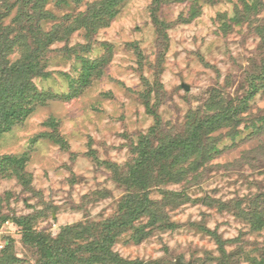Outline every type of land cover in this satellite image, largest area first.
I'll return each instance as SVG.
<instances>
[{"label":"rangeland","instance_id":"rangeland-1","mask_svg":"<svg viewBox=\"0 0 264 264\" xmlns=\"http://www.w3.org/2000/svg\"><path fill=\"white\" fill-rule=\"evenodd\" d=\"M101 1L0 0L12 62L46 42L30 30L56 39L49 76L33 79L49 97L0 136V264H40L18 219L59 238L65 264H91L85 248L112 222V251L129 262L264 264V0H122L109 25L85 26ZM218 117L202 151L156 161L150 209L128 220L141 142Z\"/></svg>","mask_w":264,"mask_h":264},{"label":"trees","instance_id":"trees-1","mask_svg":"<svg viewBox=\"0 0 264 264\" xmlns=\"http://www.w3.org/2000/svg\"><path fill=\"white\" fill-rule=\"evenodd\" d=\"M43 1L46 4L49 0ZM121 1L102 0L101 2L93 4L88 12L90 17L84 19L85 26L90 24L93 28H96L109 25L111 18L116 16L117 7ZM194 1L199 3L201 0ZM31 2L33 0H26V3ZM208 3H214V0H208ZM49 19H55V15L53 16L47 13L35 21L39 24L43 20ZM28 21H34L33 16L30 15ZM155 21L159 23L157 18H155ZM30 31L35 41L39 39V42L42 43L41 40L45 39L46 42L41 44V48L30 52L29 47L24 44V49L22 48L24 53L23 58L16 62H12L9 59V52L17 46V41H11L10 32L0 34V136L9 132L15 125L22 122L32 113L38 103L46 101V98L49 97L38 92L33 79L35 77L46 78L49 76L44 70L42 60L45 54V47L53 43L56 39L51 33H44L42 29L38 35L33 30ZM40 35L42 36L40 37ZM261 35L264 37V29ZM147 105L150 111V103L147 102ZM218 119L220 118L211 119L209 122H201L191 131L188 137L172 140L159 147H152L147 141L141 142L140 149L138 150V159L125 179L129 190L133 191L132 194L127 196L124 203V208L130 214V217H127L128 220L131 218L134 221L150 209L151 200L148 193L150 188V174L148 171H154L153 168L156 161L161 165L162 161H167L171 154L178 150L185 156H192L202 151L201 142L203 133L209 134L210 131L212 132ZM8 160L12 164L19 162V159L13 157ZM157 172L162 175V179L163 177L171 176L170 169L167 166L160 167L157 169ZM17 224L25 227L24 242L38 249L41 257L40 264L67 263L65 260V251H60L59 246L61 241H59V238L52 240L45 234L37 233L30 226L29 221L25 219H18ZM116 224L115 222L110 223L108 227L109 232L102 238L103 241L96 242L85 248V251L93 255L94 259H91V264H144L141 262L126 261L113 253L111 247L115 241V235L111 230L115 229ZM112 234L113 236H111Z\"/></svg>","mask_w":264,"mask_h":264},{"label":"water","instance_id":"water-1","mask_svg":"<svg viewBox=\"0 0 264 264\" xmlns=\"http://www.w3.org/2000/svg\"><path fill=\"white\" fill-rule=\"evenodd\" d=\"M184 87L186 88V90L190 89L188 86H184ZM181 264H193V263L189 262V263H181Z\"/></svg>","mask_w":264,"mask_h":264}]
</instances>
